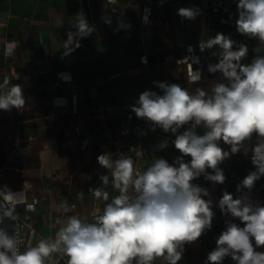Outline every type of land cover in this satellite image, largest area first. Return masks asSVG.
Wrapping results in <instances>:
<instances>
[{"label": "crops", "instance_id": "crops-1", "mask_svg": "<svg viewBox=\"0 0 264 264\" xmlns=\"http://www.w3.org/2000/svg\"><path fill=\"white\" fill-rule=\"evenodd\" d=\"M237 2L225 0V9L219 13L200 11L195 20H188L177 10H201L198 0H117L116 5L108 0H0V83L7 77L10 86L22 85L26 99L20 110H0V188L24 191L27 201H38L31 212H26L24 204H16L15 219L0 220V230L15 238L19 251L41 240L54 242L61 226L58 220L76 215L91 222L102 213L106 202L89 192L101 186L100 175L108 174L97 162L100 154L130 155L141 172L157 158L171 163L181 155L171 143L173 134L159 128L151 131L130 106L145 90L159 92L154 82L177 83L193 91L197 87L208 90L211 82L220 80V73L208 72V64L218 62L212 55L218 48L201 52L198 45L214 37L218 29L229 35V28L220 26L218 19L236 11ZM145 10L150 12L147 18ZM81 13L93 31L80 39V47L65 55L67 33L76 31ZM235 31L239 42L249 49L242 63L252 61L257 55L254 49L264 55V45L257 39ZM9 42H15V48L6 56ZM187 45L199 55L197 66L203 71L202 79L194 84L188 83L185 67L178 63ZM58 73H64L65 79ZM164 140L168 144L161 149ZM255 142L254 134L249 148ZM220 146L230 151L223 142ZM137 151L144 154L137 157ZM219 166L226 177L224 184H213L203 175L193 181L209 191L215 216L211 229L184 245L178 264H205L226 221L232 219L222 215L216 202L223 191L233 194L242 179L255 170L251 151L245 155L243 150ZM105 190L110 199L119 194L111 184ZM248 194L264 204V177ZM98 201L101 208L95 212ZM64 203L69 207L67 213L61 207ZM256 250L264 252V247ZM67 261L61 250L45 258L44 264ZM154 264L166 261L161 257ZM223 264L235 262L226 257Z\"/></svg>", "mask_w": 264, "mask_h": 264}, {"label": "clouds", "instance_id": "clouds-1", "mask_svg": "<svg viewBox=\"0 0 264 264\" xmlns=\"http://www.w3.org/2000/svg\"><path fill=\"white\" fill-rule=\"evenodd\" d=\"M108 2L116 5L117 0ZM200 11L181 7L177 14L195 20ZM237 12V32L264 45V0H238ZM77 18L76 31L67 33L65 55L80 47V39L93 31L82 13ZM198 47L201 52L218 48L212 53L218 62L209 63L208 72L220 73V80L211 82L208 90L197 87L193 91L177 83L154 82L160 91L145 90L130 106L151 131L159 128L173 134L171 143L181 155L171 163L157 158L141 172L130 155L100 154L97 162L108 174L100 175L101 186L89 192L106 202L102 213L91 222L76 215L58 220L61 226L54 242L41 240L23 252L14 237L0 230V264H44L45 258L61 250L68 257L67 264H154L161 257L166 264H178L184 245L211 229L215 216L209 191L194 180L203 175L206 181L224 184L226 177L219 165L241 150L245 155L251 151L255 170L237 185V192H251L255 182L264 177V55L254 49L257 55L252 61L242 63L249 51L247 45L237 44L223 33L201 40ZM14 48L15 42L6 44L5 55H12ZM201 78L199 70L189 72L188 83ZM25 103L22 85L10 86L5 77L0 83V110H20ZM254 134L256 142L249 148ZM167 144V140L161 141L159 147ZM135 154L141 157L144 153ZM109 184L119 193L111 199L105 190ZM22 200L23 193L0 188V220L15 219V206ZM61 207L65 213L69 211L67 203ZM216 207L232 219L226 221L205 264H223L226 257L235 264H264V252L256 250L264 247V204L253 201L248 193L234 198L223 191Z\"/></svg>", "mask_w": 264, "mask_h": 264}, {"label": "built area", "instance_id": "built-area-1", "mask_svg": "<svg viewBox=\"0 0 264 264\" xmlns=\"http://www.w3.org/2000/svg\"><path fill=\"white\" fill-rule=\"evenodd\" d=\"M198 3L201 6V11L202 12H210V13H219L220 11L225 9V0H198ZM146 13V14H145ZM150 15L149 10H145L144 11V17L147 18V16ZM238 19V12L236 11H230L229 14L227 16H221L218 19V24L220 26H225L229 28V35L231 39H233L234 41L237 42V44H240L237 35H236V20ZM217 33H222L221 29H218L215 32V35ZM145 60H142L143 63H147L144 62ZM178 63L184 65L185 67V73H186V77L188 79L189 76V72H194L196 70H199L202 73V77H203V71L200 67H198L197 65L200 64V57L198 54L194 53L193 50V46L192 45H187L184 51V54L178 59ZM64 73H58V77L60 79H65L63 76ZM202 79V78H201ZM72 98L73 101L75 100V94H72ZM74 103V107H75V101ZM76 130L78 129V127L75 128ZM13 193H23V200L17 204H24L25 205V209L26 212H31L33 210L36 209V205L38 203V201L36 199H32L31 201H27L25 195H24V191L21 190H16V191H12ZM244 193H248L246 190H243L242 192H237V189L234 191L233 195L234 197H239L240 195L244 194ZM29 206H31L29 208ZM74 207L73 205L70 206V208ZM101 208V203L98 201L95 203L94 205V211L95 212H99Z\"/></svg>", "mask_w": 264, "mask_h": 264}]
</instances>
